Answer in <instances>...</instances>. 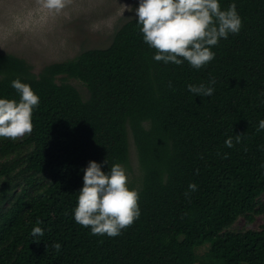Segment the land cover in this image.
Returning <instances> with one entry per match:
<instances>
[{"label":"trees","instance_id":"16d2710c","mask_svg":"<svg viewBox=\"0 0 264 264\" xmlns=\"http://www.w3.org/2000/svg\"><path fill=\"white\" fill-rule=\"evenodd\" d=\"M219 4H235L242 27L200 69L155 61L135 16L108 45L37 73L0 52V99L19 102L17 78L40 98L31 134L0 138V264H264V223L249 226L264 213V0ZM200 84L213 94L188 90ZM129 134L140 215L118 236L93 235L74 219L83 170L92 160L106 173L127 165Z\"/></svg>","mask_w":264,"mask_h":264},{"label":"clouds","instance_id":"9594fccd","mask_svg":"<svg viewBox=\"0 0 264 264\" xmlns=\"http://www.w3.org/2000/svg\"><path fill=\"white\" fill-rule=\"evenodd\" d=\"M72 5L73 0H31L30 6L26 5L12 18V27L20 31L43 28L57 18L67 17ZM125 10L135 12L137 23L142 25L144 42L156 49L155 61L180 65L186 60L195 69L214 59L212 46L221 38L226 39L229 33H239L242 27L235 4L221 10L219 0H139L136 8L124 4L122 15ZM11 86L19 93L20 100L0 99V138L15 141L31 134L32 112L40 98L19 78L13 80ZM188 90L201 97L214 92L213 87L204 84L189 85ZM258 130H264V120L259 122ZM225 145L232 147V139H227ZM103 163L107 164V160ZM83 171L84 183L74 210L75 221L90 227L93 235H120L140 215L139 193L128 187L126 170L117 163L106 173L100 163L92 160ZM196 187L194 183L189 185L191 191ZM43 235L40 227L32 229L33 237ZM52 247L59 251L61 245L53 243Z\"/></svg>","mask_w":264,"mask_h":264},{"label":"rangeland","instance_id":"374dc122","mask_svg":"<svg viewBox=\"0 0 264 264\" xmlns=\"http://www.w3.org/2000/svg\"><path fill=\"white\" fill-rule=\"evenodd\" d=\"M31 0H0V52H10L23 57L37 73L44 65L71 58L89 47L108 45L112 34L125 20L134 17L135 12H125L124 4L133 8L139 0H73L67 17H60L43 28L20 31L12 27V18L19 15ZM59 81V80H57ZM85 99L89 95L87 86L78 79H68ZM126 170L128 185L138 186L140 168L136 149L129 134L128 164ZM264 201V194L262 195ZM264 223V213L255 217L249 225L257 228ZM244 226L242 217L234 223L235 228Z\"/></svg>","mask_w":264,"mask_h":264}]
</instances>
